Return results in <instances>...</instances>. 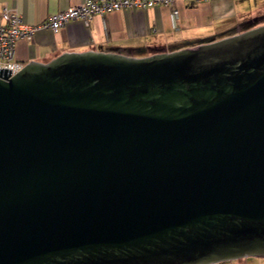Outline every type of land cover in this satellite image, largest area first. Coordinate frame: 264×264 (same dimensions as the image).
<instances>
[{
	"label": "water",
	"instance_id": "1",
	"mask_svg": "<svg viewBox=\"0 0 264 264\" xmlns=\"http://www.w3.org/2000/svg\"><path fill=\"white\" fill-rule=\"evenodd\" d=\"M0 68V264L264 256V24L170 51Z\"/></svg>",
	"mask_w": 264,
	"mask_h": 264
},
{
	"label": "crops",
	"instance_id": "2",
	"mask_svg": "<svg viewBox=\"0 0 264 264\" xmlns=\"http://www.w3.org/2000/svg\"><path fill=\"white\" fill-rule=\"evenodd\" d=\"M82 0H0L20 14L23 22L34 24L46 15L66 9ZM264 0H179L169 6L121 8L95 15L89 25L71 20L53 32L41 29L30 39H20L14 59L23 66L29 61L46 62L63 52L109 51L143 56V50L159 47L166 51L196 45L241 31L252 14L251 2ZM255 7V6H254ZM177 8L176 27L169 13ZM262 264L261 261H244Z\"/></svg>",
	"mask_w": 264,
	"mask_h": 264
},
{
	"label": "built area",
	"instance_id": "3",
	"mask_svg": "<svg viewBox=\"0 0 264 264\" xmlns=\"http://www.w3.org/2000/svg\"><path fill=\"white\" fill-rule=\"evenodd\" d=\"M179 0H82L66 9L46 15L41 21L34 24L23 22L19 13L0 5V68H9L10 74H15L20 66L14 59L15 46L20 39H30L34 33L41 29L58 31L71 20H80L89 25L95 15L103 16L105 13L121 8H147L151 6H169ZM201 2L207 0H191ZM178 9L173 8L169 17L172 27H176ZM1 77V76H0Z\"/></svg>",
	"mask_w": 264,
	"mask_h": 264
},
{
	"label": "rangeland",
	"instance_id": "4",
	"mask_svg": "<svg viewBox=\"0 0 264 264\" xmlns=\"http://www.w3.org/2000/svg\"><path fill=\"white\" fill-rule=\"evenodd\" d=\"M251 8H252V14L249 17V23H247V25L240 30H243L249 26H253V25H260V24H264V1H262V3H252L251 2ZM255 6V7H254ZM162 49H164V47H162ZM164 51H166L164 49ZM261 261L262 264H264V256H244V257H240V258H235V259H228V260H221L218 262H213V263H208V264H245L244 261Z\"/></svg>",
	"mask_w": 264,
	"mask_h": 264
},
{
	"label": "trees",
	"instance_id": "5",
	"mask_svg": "<svg viewBox=\"0 0 264 264\" xmlns=\"http://www.w3.org/2000/svg\"><path fill=\"white\" fill-rule=\"evenodd\" d=\"M160 51H164V49H161L159 47H149L148 49H144L142 53L143 55H149L154 52H160Z\"/></svg>",
	"mask_w": 264,
	"mask_h": 264
},
{
	"label": "flooded vegetation",
	"instance_id": "6",
	"mask_svg": "<svg viewBox=\"0 0 264 264\" xmlns=\"http://www.w3.org/2000/svg\"><path fill=\"white\" fill-rule=\"evenodd\" d=\"M249 23V22H248Z\"/></svg>",
	"mask_w": 264,
	"mask_h": 264
}]
</instances>
